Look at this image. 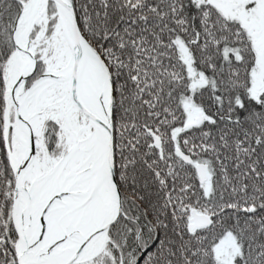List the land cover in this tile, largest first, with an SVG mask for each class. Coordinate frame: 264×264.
Returning a JSON list of instances; mask_svg holds the SVG:
<instances>
[{
	"label": "snow or ice",
	"instance_id": "6c2138e0",
	"mask_svg": "<svg viewBox=\"0 0 264 264\" xmlns=\"http://www.w3.org/2000/svg\"><path fill=\"white\" fill-rule=\"evenodd\" d=\"M0 264H264V0H0Z\"/></svg>",
	"mask_w": 264,
	"mask_h": 264
}]
</instances>
